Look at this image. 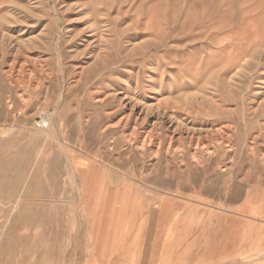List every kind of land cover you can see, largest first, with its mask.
I'll return each instance as SVG.
<instances>
[{
	"label": "rangeland",
	"instance_id": "374dc122",
	"mask_svg": "<svg viewBox=\"0 0 264 264\" xmlns=\"http://www.w3.org/2000/svg\"><path fill=\"white\" fill-rule=\"evenodd\" d=\"M0 264H264V0H0Z\"/></svg>",
	"mask_w": 264,
	"mask_h": 264
},
{
	"label": "bare ground",
	"instance_id": "6f19581e",
	"mask_svg": "<svg viewBox=\"0 0 264 264\" xmlns=\"http://www.w3.org/2000/svg\"><path fill=\"white\" fill-rule=\"evenodd\" d=\"M92 32V31H91ZM5 75H7V72H6V74ZM9 77V76H8ZM18 96V95H17ZM102 101V99L101 100H96L95 102H99V104H100V102ZM102 104V103H101ZM166 105V104H165ZM160 106V105H159ZM174 109V108H173ZM162 111V110H161ZM195 112V111H194ZM135 120V119H134ZM175 121V120H174ZM178 121V120H177ZM134 122V121H133ZM157 122V121H156ZM176 122V121H175ZM179 122V121H178ZM243 123V122H242ZM137 124V123H136ZM53 126V125H52ZM153 131H154V129H153ZM169 133V132H168ZM170 134V133H169ZM152 135V134H151ZM149 136V135H148ZM147 136V137H148ZM169 137V136H168ZM127 138V137H126ZM216 139V138H215ZM143 140V139H142ZM130 141V140H129ZM172 141H174V140H172ZM144 142V141H143ZM170 142V141H169ZM216 142V141H215ZM130 143V142H129ZM172 143V142H171ZM147 144V143H146ZM152 144V143H151ZM154 144V143H153ZM170 144V143H169ZM175 144V143H174ZM210 144V143H209ZM137 145V144H136ZM192 145V144H191ZM126 146V145H125ZM170 146V145H169ZM171 147V146H170ZM174 147V146H173ZM199 147V146H198ZM138 148V147H137ZM140 148V147H139ZM174 149V148H173ZM172 150V149H171ZM169 151H170V149H169ZM173 151V150H172ZM176 151V150H175ZM200 152V151H199ZM170 155V154H169ZM191 156V155H190ZM123 178V177H122ZM153 206V205H152Z\"/></svg>",
	"mask_w": 264,
	"mask_h": 264
}]
</instances>
